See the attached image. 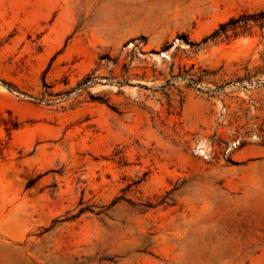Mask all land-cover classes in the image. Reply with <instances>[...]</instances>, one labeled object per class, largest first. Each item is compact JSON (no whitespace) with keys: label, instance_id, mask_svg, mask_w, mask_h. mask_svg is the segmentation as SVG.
Returning <instances> with one entry per match:
<instances>
[{"label":"rangeland","instance_id":"1","mask_svg":"<svg viewBox=\"0 0 264 264\" xmlns=\"http://www.w3.org/2000/svg\"><path fill=\"white\" fill-rule=\"evenodd\" d=\"M0 264H264V0H0Z\"/></svg>","mask_w":264,"mask_h":264}]
</instances>
